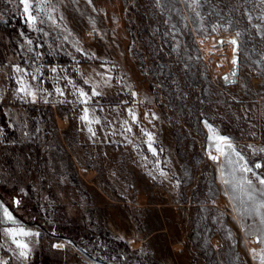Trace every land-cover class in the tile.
<instances>
[{
    "label": "rangeland",
    "instance_id": "rangeland-1",
    "mask_svg": "<svg viewBox=\"0 0 264 264\" xmlns=\"http://www.w3.org/2000/svg\"><path fill=\"white\" fill-rule=\"evenodd\" d=\"M59 2L64 23L61 33L77 49L113 62L122 100L106 111L101 109L100 121L98 111L81 104L61 76L54 75L57 82L51 90L48 84L54 77L43 71L41 57L45 45L52 47L56 25L46 1L29 0L36 17L30 26L21 0H0V21L11 29L8 38L0 31V104L10 116L4 126L15 130L14 140L35 144L44 156L47 183L54 196L62 192L65 201L74 206L71 214L83 215L95 230L138 249V241L130 236H144L150 217L149 207L137 206L141 187L134 177L139 173L147 190L162 192L161 201L169 206L163 214L171 223L169 234L184 244V254L178 256L169 249L167 238H161L159 248L166 259L173 260L160 261L162 264H261L264 252L254 249L258 244L255 237L245 242L248 257L230 254L219 259L214 249L211 240L218 233L226 241V249L235 252L233 230L250 223L245 219L248 205L233 194L239 191L242 177L257 179L241 172L239 166L247 164L261 175L253 161L235 147L230 154L238 161L235 167L220 166L211 159L218 155L208 150L211 142H207L205 130L217 132L218 128L198 115L202 103L237 100L242 102L245 117H264V0ZM235 54L240 60L239 80L225 85L220 75L229 71ZM88 80L93 89L99 84L93 75ZM22 87L25 91H20ZM29 90L35 95H28ZM83 91L92 102V91ZM19 99L28 105H10ZM85 109L87 119L83 118ZM172 142H176V150L171 152ZM99 143L114 147V151L106 147L102 153V172L93 159ZM6 177L0 176V181ZM7 191V201L0 200L3 211L11 212L21 226L34 225L40 231L38 223H31L38 222V217L24 188ZM54 200L47 195L41 200L48 219L57 214L52 209ZM11 229L18 227L11 225ZM51 246L58 252L53 255L55 261L59 252L70 250L72 256L88 258L91 264H114L89 257L68 238Z\"/></svg>",
    "mask_w": 264,
    "mask_h": 264
},
{
    "label": "trees",
    "instance_id": "trees-1",
    "mask_svg": "<svg viewBox=\"0 0 264 264\" xmlns=\"http://www.w3.org/2000/svg\"><path fill=\"white\" fill-rule=\"evenodd\" d=\"M52 13L56 27L52 31V47L46 45L41 57L42 69L46 75L54 77L59 75L63 79L64 85L73 90L75 96L80 99V90L87 92L95 91L98 95L91 94L92 102H88L87 108L98 111L96 117L100 119L99 111L110 105L119 104L122 100L121 91L118 90V69L113 62L100 61L93 57V54L86 50L77 49L70 43L63 34L60 25H64L59 17V0H45ZM0 31L4 37L8 38L11 33L9 24L0 21ZM70 31V29H69ZM9 64H4L8 69ZM55 69V71H53ZM8 72V71H7ZM5 73V72H4ZM97 78L99 84L96 88L88 81L89 76ZM56 76L49 82L48 86L52 90L56 83ZM241 101L211 102L202 103L199 109V118H204L218 128L221 134L233 137L235 148L243 154L249 161L264 165V117L247 118L242 115ZM7 106V105H6ZM5 105L0 104V129L10 120L9 114L4 110ZM102 120V116L100 121ZM3 125V126H1ZM4 132L0 142V176L6 175L7 179L0 181V200L7 201L5 192L23 187L28 193V200L33 211L37 214L38 222L33 220L31 223H38L39 234L33 238V255L39 263H59L63 254L72 256L71 251L59 252L57 261L53 258L58 253L52 249V243L58 239L68 238L80 247L89 257L102 261L103 263L114 264H162L152 253L143 245L140 249H132L130 245L109 233L95 230L93 224H87L85 217L80 214H71L74 209L73 204L68 203L60 195L54 196L51 185H48L46 178V167L44 156L41 155L35 144L24 143L14 140V129L3 127ZM104 128V133L106 132ZM15 137V136H14ZM108 143H99L93 151L95 166L102 172V153L105 148L114 151V147ZM113 145V144H112ZM258 173L264 177V167L256 168ZM1 183H5L4 186ZM43 195L49 199H55L52 209L56 210L55 217L48 219L41 210ZM78 207V206H77ZM77 207L76 210L78 209ZM12 208V211H15ZM54 255V256H53Z\"/></svg>",
    "mask_w": 264,
    "mask_h": 264
},
{
    "label": "crops",
    "instance_id": "crops-1",
    "mask_svg": "<svg viewBox=\"0 0 264 264\" xmlns=\"http://www.w3.org/2000/svg\"><path fill=\"white\" fill-rule=\"evenodd\" d=\"M239 80V76H238ZM238 82V81H237ZM206 134V140L210 143V147H208L209 151H215L218 155V158L216 161L219 162L220 166L223 165H231L233 167L236 166L238 163L236 158L231 157V152L233 147H235L234 140L230 138L229 136H226L224 134H221L218 130L217 132H213L212 130L207 131L205 130ZM222 136L227 138V143L231 144V148H228L225 145V142L220 141L219 144L223 148V154L218 153L216 151L217 147V137L216 136ZM215 139V142L213 140ZM236 149V148H235ZM176 150V142H172L170 145V151ZM237 150V149H236ZM238 151V150H237ZM236 173L233 174V177H236ZM137 184L141 187V189L138 192L137 198V206L139 207H149V219L145 222V228L146 226L148 229L145 230L144 236L139 235L138 238L136 236H130L132 240L138 241V247L141 248L143 245L147 247L152 253V255L158 259L161 262H168L173 261L171 259H166V257L163 255L162 249L158 246V241L161 240V238H167L168 240V247L171 250L173 254H177L178 256H182L184 254V244L182 241L179 240V238H175L174 236H170L169 230L171 223H169L167 220L164 219V211L165 208L169 207L168 205L164 204L162 199V192L156 189L147 190L145 188L144 178L141 176V174L136 173V176L134 177ZM252 181V187L248 188L246 185L244 186V190H241L240 187L239 191L235 194H233L234 198L238 200L240 203H244L248 205V211L245 212L246 220H249L250 223L243 224L242 228H236L232 232V236L236 239V247L238 248L235 252L231 253L226 249V241L222 240V237L215 233L217 236L216 238L213 237L211 241L214 243V249L217 250L219 259H221L222 256H229L230 254H234V256L237 258V256L246 255V257L250 256V252H245L244 247L247 246L245 242L247 241L248 237H255L258 244L254 245V249L261 248L264 252V223H261V216H264V209L259 210V214L256 213L255 209L259 202L264 201V187L260 185L258 180ZM246 192H251L252 199H249L246 195ZM180 205V204H179ZM2 202L0 201V264H51V263H39L35 260L33 255V247H34V240L31 237H35L38 235L39 230L34 225L27 226L26 224H22V226L14 220L9 221L4 217V211L2 209ZM147 223V224H146ZM152 224L154 226L152 227ZM158 223V225H157ZM11 225H17L18 229L23 228L25 231L32 233V235L28 236H19V241L26 243L28 245V248L25 250V255L21 256V249L17 247L16 244L13 243L12 236L8 235L6 230L11 229ZM151 226V227H150ZM29 227V228H28ZM243 240V241H242ZM128 241V240H127ZM130 243V242H129ZM131 245V244H130ZM245 245V246H244ZM216 252V251H215ZM86 257V256H85ZM88 259V258H87ZM86 258L83 256H79V258L75 256H67L66 254H63L61 259L59 260V263L54 264H91L88 262ZM178 261L179 259L176 258ZM92 261V260H91ZM247 261L250 262V258L247 259ZM94 262V261H93ZM98 263V262H96Z\"/></svg>",
    "mask_w": 264,
    "mask_h": 264
},
{
    "label": "snow or ice",
    "instance_id": "snow-or-ice-1",
    "mask_svg": "<svg viewBox=\"0 0 264 264\" xmlns=\"http://www.w3.org/2000/svg\"><path fill=\"white\" fill-rule=\"evenodd\" d=\"M21 3L24 5V13L27 15V20L29 22V25L31 26L34 22H35V19L36 17L32 14V12L30 11V8H31V5L29 4V0H21ZM233 43H235L233 41ZM233 63H235V61H233ZM17 71H20V69L17 67L16 69ZM53 71H55V69H53ZM35 79V77H34ZM20 91H25V88H21ZM56 91L58 93H60L61 95L63 94L61 92L60 89H56ZM28 95H32L34 96L35 93L34 92H31L30 90L27 92ZM80 96H81V103H84V104H87L88 103V97L86 95V93L83 91V90H80ZM92 95L95 96V95H98L97 92L93 91L92 92ZM84 119H87V109H85V116L83 117ZM130 130V129H129ZM89 131H91V129H89ZM151 139L152 137L149 135L148 136V140H149V149H151ZM217 147H216V151L218 153H221L223 154V148L220 146L219 142L220 141H223L225 142V145L228 147V148H231V144L227 143V138L225 137H222V136H219L217 137ZM239 156V154H237ZM211 159L213 160H216L217 157L216 156H210ZM239 159L240 160H243L244 158L242 156H239ZM255 167L256 168H261V167H264V165H261L260 163H256L255 164ZM239 170L241 172H244V173H252L253 176L256 177V179L258 180V182L260 183V185L264 186V177H261L259 176L258 174H256L255 172H253L252 168L248 167L247 164H244V165H240L239 166ZM163 175V173H162ZM225 183H228V181H225ZM247 186L248 188H251L252 187V181L249 180V179H246V178H241L240 182H239V186L241 188V190H244V186ZM246 195L248 196L249 199H252V194L251 192H246ZM260 209H264V201L262 202H259L256 206V213L259 214V210ZM4 217L9 220V221H13L14 223V220H13V217L12 215L9 213V211L5 208L4 209ZM261 223H264V216H261ZM7 234L12 236L13 237V243H15L17 245L18 248L21 249V253L20 255L21 256H24L26 253H25V250L28 248V245L26 243H23L21 241H19L18 239H16V236L17 235H20V236H28V235H32V233H29L27 231H25L23 228H19V229H7L6 230ZM261 264H264V257L261 258Z\"/></svg>",
    "mask_w": 264,
    "mask_h": 264
},
{
    "label": "water",
    "instance_id": "water-1",
    "mask_svg": "<svg viewBox=\"0 0 264 264\" xmlns=\"http://www.w3.org/2000/svg\"><path fill=\"white\" fill-rule=\"evenodd\" d=\"M233 61H235V63H233ZM239 64V55L235 54L232 58V65L229 71L220 75V79L225 85H233L237 83L240 72Z\"/></svg>",
    "mask_w": 264,
    "mask_h": 264
},
{
    "label": "built area",
    "instance_id": "built-area-1",
    "mask_svg": "<svg viewBox=\"0 0 264 264\" xmlns=\"http://www.w3.org/2000/svg\"><path fill=\"white\" fill-rule=\"evenodd\" d=\"M10 105L24 106V105H28V102H25L23 99H19V100L13 101Z\"/></svg>",
    "mask_w": 264,
    "mask_h": 264
},
{
    "label": "bare ground",
    "instance_id": "bare-ground-1",
    "mask_svg": "<svg viewBox=\"0 0 264 264\" xmlns=\"http://www.w3.org/2000/svg\"><path fill=\"white\" fill-rule=\"evenodd\" d=\"M10 213V212H9ZM11 214V213H10Z\"/></svg>",
    "mask_w": 264,
    "mask_h": 264
}]
</instances>
